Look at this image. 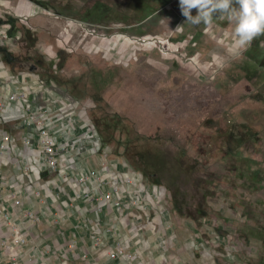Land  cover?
Returning a JSON list of instances; mask_svg holds the SVG:
<instances>
[{
    "label": "rangeland",
    "instance_id": "1",
    "mask_svg": "<svg viewBox=\"0 0 264 264\" xmlns=\"http://www.w3.org/2000/svg\"><path fill=\"white\" fill-rule=\"evenodd\" d=\"M23 1L8 60L68 95L98 154L215 237L217 264H264V34L233 47L227 16L192 24L179 0Z\"/></svg>",
    "mask_w": 264,
    "mask_h": 264
},
{
    "label": "crops",
    "instance_id": "2",
    "mask_svg": "<svg viewBox=\"0 0 264 264\" xmlns=\"http://www.w3.org/2000/svg\"><path fill=\"white\" fill-rule=\"evenodd\" d=\"M32 10L23 0L12 7L8 0H0V99L13 90L25 94L19 103L23 118L0 120V207L26 236L24 244L0 245V264H11L12 258L15 264H217L215 237L208 234L204 239L196 225L191 228L171 215L162 201L154 199L155 185L132 186L154 203L147 219L131 208L126 195L120 208L102 200L92 205L74 199L71 189L56 177L42 173L41 179L30 181L31 173L18 168L28 161L40 164L34 121L36 113H42L54 125L59 142L75 139L64 149L75 169L116 165L119 178L125 170L122 160L89 153L87 142L77 141L92 129L75 115L72 100L63 90L3 54L7 41L3 36L10 29L24 28L22 20L31 17ZM15 199L20 203L15 204ZM26 211L38 215L39 221L23 220ZM99 235L102 243L95 245ZM7 236L9 227L0 216V241Z\"/></svg>",
    "mask_w": 264,
    "mask_h": 264
},
{
    "label": "built area",
    "instance_id": "3",
    "mask_svg": "<svg viewBox=\"0 0 264 264\" xmlns=\"http://www.w3.org/2000/svg\"><path fill=\"white\" fill-rule=\"evenodd\" d=\"M4 37H6V34ZM24 98L25 94L23 92L13 90L5 98L0 99V120L9 122L23 118L24 115L20 111L19 103ZM26 124L29 125L30 123L26 122ZM34 131L38 136L40 164L28 161L18 167L22 172L31 173L32 177L29 178L30 181L41 179L42 173L54 176L62 184L67 185L71 189L74 199H80L92 205H96L98 201L102 200L111 202L115 208H120L122 200L126 195L131 208L145 215L147 219L150 217V211L154 203L141 192L132 189L133 185L140 183L141 178L126 162H122L125 170L120 175V178L116 165L109 168L103 166L100 169L86 168L84 170H77L74 167L72 158L66 156L64 153V149L74 143V138L65 144L59 142L54 125L45 119V114L42 113H36ZM9 138L10 136H5V139ZM81 140L87 142L89 153L98 154L100 150L99 137L94 129L86 131L81 138L77 139L79 143H81ZM48 181H46V184L50 182ZM39 193L40 191H35L36 195ZM159 195L160 193H158ZM14 203L19 204L20 200L15 199ZM0 216L4 224L9 227L10 232V236L3 238L0 241V245L8 246L11 243L24 244L26 242L25 234L21 233V229L14 224V221L3 207H0ZM39 219V216L31 211H26L23 215V220L37 222ZM102 240L103 237L99 235L95 238L94 244L100 245ZM11 264H15L14 258H12Z\"/></svg>",
    "mask_w": 264,
    "mask_h": 264
},
{
    "label": "clouds",
    "instance_id": "4",
    "mask_svg": "<svg viewBox=\"0 0 264 264\" xmlns=\"http://www.w3.org/2000/svg\"><path fill=\"white\" fill-rule=\"evenodd\" d=\"M181 14L187 22L209 23L213 14L227 16L234 23L233 47L243 48L264 34V0H179ZM193 9L197 15L192 16ZM183 26H178L176 31Z\"/></svg>",
    "mask_w": 264,
    "mask_h": 264
},
{
    "label": "trees",
    "instance_id": "5",
    "mask_svg": "<svg viewBox=\"0 0 264 264\" xmlns=\"http://www.w3.org/2000/svg\"><path fill=\"white\" fill-rule=\"evenodd\" d=\"M99 138H100V137H99ZM100 139H101V138H100ZM102 141L106 143V140H105V139H102Z\"/></svg>",
    "mask_w": 264,
    "mask_h": 264
}]
</instances>
